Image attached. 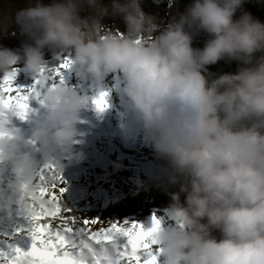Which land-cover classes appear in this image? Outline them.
Segmentation results:
<instances>
[{"label":"clouds","instance_id":"1","mask_svg":"<svg viewBox=\"0 0 264 264\" xmlns=\"http://www.w3.org/2000/svg\"><path fill=\"white\" fill-rule=\"evenodd\" d=\"M245 2L192 0L167 23L144 0H24L0 9V36L15 26L25 37L18 50L0 46V76L22 66L40 81L43 101L27 137L0 107V164L10 166L22 206L39 169L30 145L57 164L84 157L78 125L93 97L54 79L61 53H70L74 76L97 89L120 74L128 116L166 162L174 190L152 234L160 264H264V22ZM107 18L122 21L123 32ZM200 33L203 46L194 47ZM219 61L237 67L209 71Z\"/></svg>","mask_w":264,"mask_h":264},{"label":"rangeland","instance_id":"2","mask_svg":"<svg viewBox=\"0 0 264 264\" xmlns=\"http://www.w3.org/2000/svg\"><path fill=\"white\" fill-rule=\"evenodd\" d=\"M191 2L192 0H158V2L156 0H144L143 6L145 11L157 14L167 23L171 14L177 11L182 12ZM23 4L24 0H0V9L5 8L6 5L10 6L11 9H15L22 7ZM243 8L264 22V0H246ZM105 23L109 25L114 23L121 32L124 30L123 23L119 19L112 20L107 18ZM7 36L11 40L18 42V44L13 43L9 47L11 49H19L21 43L25 40V37L19 33L18 28L15 26ZM205 38L203 33L198 34L193 40V46L202 47ZM66 56L71 59L70 53H64L61 59ZM62 76L67 85L77 88L82 94L86 93L93 98L98 96L96 85L91 82L79 81L74 76L71 66L62 70ZM69 76L73 78L70 82L65 80ZM32 83L33 79L28 77L20 66H17L15 84L28 86ZM102 86L105 89L104 92H107L105 98L107 103L118 104L124 99L120 92L121 81L119 73L107 74L104 81H102ZM83 90H86V92H83ZM112 111L114 112L112 121L115 123L114 120H117V114L115 115V113H119L120 110L112 109ZM102 122L103 124L105 123V121ZM130 132L132 134L131 143L125 148L128 151L120 152L123 155L122 161L124 160L122 163L115 160V155L121 149L122 144L117 140L115 142L113 138L108 137L106 134L102 135V140L94 143V145L98 146V154L103 160H97L94 156H91L87 159L83 157L80 161L69 162L62 160L58 163L60 176L65 181V183L60 185V187L65 189L61 196V204L64 208L70 210V215L79 218H93L105 222L136 221L147 228L149 221L155 214L162 224L165 223L167 211L162 212L159 207L161 204L156 203L152 199L158 191L172 188L166 183L165 167L154 159L155 153L150 142L133 121ZM90 150L92 152L96 151L95 148H90ZM35 156L38 160V168L42 167L46 161L43 158L39 159L38 155ZM13 179L14 174L10 166L0 164V191L4 194L1 201H4L7 205L11 204V206L17 207L19 205V196L12 193L9 188V184ZM13 212L9 211L5 214L6 216L11 215V219L8 222L5 219H0V225L3 226H0V240L8 239L9 231H12L17 224L14 221L16 216ZM22 212L25 214L24 211ZM22 217L28 218L26 214ZM29 223L21 225L25 236H27L26 230L29 227ZM10 238L12 237L10 236ZM159 262L160 260L158 264Z\"/></svg>","mask_w":264,"mask_h":264},{"label":"snow or ice","instance_id":"3","mask_svg":"<svg viewBox=\"0 0 264 264\" xmlns=\"http://www.w3.org/2000/svg\"><path fill=\"white\" fill-rule=\"evenodd\" d=\"M70 66L71 59L64 57L54 70V79L63 82L62 70ZM16 76L17 70L0 76V107L24 119L30 111V100L43 103L40 81L19 86ZM106 96L107 92H100L93 98L98 112L108 107ZM49 173L51 181L47 179ZM63 183L56 162L46 161L37 169L33 191L26 198L29 205L22 206L30 221L26 230L29 245L25 248L7 243L0 247V264H158L159 250L153 247L157 241L152 234L161 220L155 214L150 228L136 221L105 222L70 215L61 204ZM85 254L87 259H78Z\"/></svg>","mask_w":264,"mask_h":264},{"label":"bare ground","instance_id":"4","mask_svg":"<svg viewBox=\"0 0 264 264\" xmlns=\"http://www.w3.org/2000/svg\"><path fill=\"white\" fill-rule=\"evenodd\" d=\"M72 79H73L72 76H69L65 80L70 82ZM99 87H103L102 83L100 84ZM103 90H105L104 87L101 88V91ZM90 104H88L84 109H82L81 110L82 113H80V123L78 125L79 135L77 137L78 142L76 144L77 150L82 151L86 159L90 158L91 156H94L97 160H103V158L98 154L99 152L97 148L98 146L94 145V143H97L99 140H102L103 137L102 135L106 134L108 137L113 138L115 142L117 140L119 141V143L122 144L121 149H119V152H117L115 155V160L120 161L122 163L124 160L122 161L123 155L120 152L128 151L125 148L131 143V137H132V134L130 132L132 120L128 116L124 108V99L121 100L118 104L107 103L108 107L102 112H98L93 103ZM29 108L30 111L27 113L24 119L19 118L17 115L14 114V112H10L8 115L9 124L10 123L12 124V122H14V127L10 126V128L19 129L26 137L30 132V125L32 123L33 115L38 114L42 110L38 100H30ZM112 109L113 110L119 109L120 112L115 113V115L117 114V120H114L115 123H113V125L109 127L107 121L109 119L112 120V116L114 115ZM102 121H105V123L103 124ZM91 135L93 136V138ZM30 147L34 152V154L38 155L39 159L43 158L39 153L38 145H30ZM90 148H95L96 151L92 152ZM3 195H4L3 192L0 191V216H4L9 211H14L13 213L16 216V218L14 217L15 218L14 221L17 224L13 228L15 232L13 230H12L13 232L9 231L8 234L9 238L5 240V242L3 243L4 245L2 247H4L7 243H13L17 238L23 235L24 229L21 228V225H27V223L30 222L28 218L22 217L25 216L26 214L22 212L24 211L22 204L19 202V205L17 207L11 206V204L7 205L4 201H1ZM0 226L3 227L2 225ZM18 229L22 231H18ZM14 233L17 234L13 235ZM10 236L12 238H10ZM28 240L29 238H26V240L23 241V243L27 242ZM153 247L157 248L156 246ZM159 260L160 258L158 257V261Z\"/></svg>","mask_w":264,"mask_h":264},{"label":"trees","instance_id":"5","mask_svg":"<svg viewBox=\"0 0 264 264\" xmlns=\"http://www.w3.org/2000/svg\"><path fill=\"white\" fill-rule=\"evenodd\" d=\"M13 43L18 44L17 41L11 40L8 36H1L0 37V46H6L9 48L11 45H13ZM14 50H18V49H14ZM63 56H64V53H61V58ZM45 58L50 59V53L47 50L45 51ZM236 67H237V65L235 62L226 63L224 61H219L215 65L209 66V71L214 72V73L233 72V71H235ZM20 68H22V66H20ZM154 159L157 162H159L160 164H162L164 167H166V162L164 160L158 158L156 155L154 156ZM173 190H174V188H169L165 191L161 190V191H158L152 197V199H154L156 201V203L161 204V206H159V207L161 208L162 212L167 211L168 205H169L168 192L173 191Z\"/></svg>","mask_w":264,"mask_h":264},{"label":"water","instance_id":"6","mask_svg":"<svg viewBox=\"0 0 264 264\" xmlns=\"http://www.w3.org/2000/svg\"><path fill=\"white\" fill-rule=\"evenodd\" d=\"M11 219V215H7L6 221H9Z\"/></svg>","mask_w":264,"mask_h":264}]
</instances>
